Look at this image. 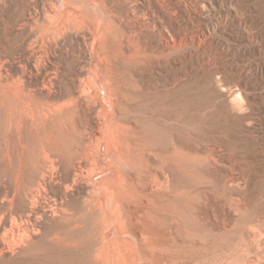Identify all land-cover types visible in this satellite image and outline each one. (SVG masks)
I'll return each mask as SVG.
<instances>
[{
  "label": "bare ground",
  "instance_id": "bare-ground-1",
  "mask_svg": "<svg viewBox=\"0 0 264 264\" xmlns=\"http://www.w3.org/2000/svg\"><path fill=\"white\" fill-rule=\"evenodd\" d=\"M177 13L171 0H0V259L264 264L252 158L212 95H188ZM227 153L230 172L206 180ZM232 223L226 263L205 229L212 249Z\"/></svg>",
  "mask_w": 264,
  "mask_h": 264
},
{
  "label": "rangeland",
  "instance_id": "rangeland-1",
  "mask_svg": "<svg viewBox=\"0 0 264 264\" xmlns=\"http://www.w3.org/2000/svg\"><path fill=\"white\" fill-rule=\"evenodd\" d=\"M203 3L207 7L199 14L195 7ZM171 5L178 12L175 27L188 38V95L190 98L212 95L219 105L221 116L226 118L230 127H239L235 136L239 145L238 154L248 153L252 158V177L248 185V191L253 196L250 197L251 205L264 202V0H171ZM142 6L146 7L148 3L142 2ZM194 36H200L205 42L199 46L192 39ZM213 56L218 59V67L207 62ZM235 91L242 94V105L232 95ZM223 162L217 168L218 173L217 169L214 173L207 172L206 180H212L211 175L214 180V176L218 178V174L230 172L228 153L224 155ZM220 190L216 194L225 198ZM232 197L233 194L226 195L227 200L231 201ZM236 197L234 191V200ZM174 210L178 212L175 206ZM212 213L211 216L216 217L215 212ZM193 218L190 211L188 219L191 226ZM235 227L234 223L228 226L229 229L219 226L216 232L222 235L216 236L218 244L210 249L214 234L207 226V252L215 251L220 261H231L234 257ZM14 254L3 257L0 263L19 264L23 256Z\"/></svg>",
  "mask_w": 264,
  "mask_h": 264
}]
</instances>
